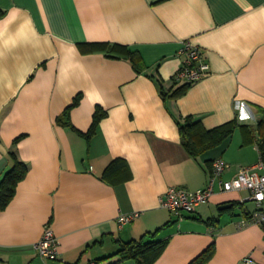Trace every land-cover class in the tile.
<instances>
[{
  "label": "crops",
  "instance_id": "0c3cea01",
  "mask_svg": "<svg viewBox=\"0 0 264 264\" xmlns=\"http://www.w3.org/2000/svg\"><path fill=\"white\" fill-rule=\"evenodd\" d=\"M187 39L209 68L176 83ZM92 42L126 45L143 65L81 46ZM77 95L71 126L58 123ZM97 106L106 115L88 140L82 133ZM186 116L206 129L238 125L194 157L178 128ZM261 118L264 0H0V181L12 152L27 165L0 209V264H109L140 237L166 241L151 264H189L203 253L197 264H242L246 256L263 263L262 227L237 226L257 208L247 190L215 187L208 203L182 216L160 206L171 186L204 188L215 158L225 162V180L257 162ZM115 158L127 169L103 178ZM133 211L140 216L120 228L118 215ZM47 226L59 253L42 260L35 245Z\"/></svg>",
  "mask_w": 264,
  "mask_h": 264
},
{
  "label": "trees",
  "instance_id": "16d2710c",
  "mask_svg": "<svg viewBox=\"0 0 264 264\" xmlns=\"http://www.w3.org/2000/svg\"><path fill=\"white\" fill-rule=\"evenodd\" d=\"M81 46L86 51H103L110 57L128 58L136 70H140L139 68L143 65L138 52L131 50L126 45L116 43L109 44L106 42H92L83 43ZM185 86L186 85H183L177 88L173 93L175 94L180 90H183ZM79 100L80 95H77L62 115L58 117V123L71 126V123L68 120L69 111L72 107L79 103ZM105 115L106 111L102 107L97 106L93 114L90 129L88 132L82 133L88 140L95 133L100 120ZM237 125L238 124L235 120H231L212 129H206L199 120L192 116H186L182 121H178L181 143L188 153L194 157L222 144L224 140L232 134ZM255 131L257 134L256 142L260 151V157L264 159L263 118L258 121ZM11 155L13 159L12 166L5 172L0 181V209H2L12 198L15 192L16 184L26 175L27 172V165L23 161L19 160L15 153L12 152ZM126 169V161L121 158H115L105 166L102 172V177L107 179L112 177V175L125 171ZM148 234L153 236L155 233L147 232L146 235ZM165 244V240L144 241V237L129 240L121 244L120 249L114 253V255L119 256V261L109 264H120L128 259L135 260L137 264H151L158 257ZM203 255H205V253L199 255L189 264L200 263V260H203Z\"/></svg>",
  "mask_w": 264,
  "mask_h": 264
},
{
  "label": "built area",
  "instance_id": "2783aa9c",
  "mask_svg": "<svg viewBox=\"0 0 264 264\" xmlns=\"http://www.w3.org/2000/svg\"><path fill=\"white\" fill-rule=\"evenodd\" d=\"M177 53L182 58V62L173 76L176 83L190 84L207 73L209 65L204 60L201 49L190 40L182 41ZM224 170V160L220 157L213 159L208 183L204 188L187 191L181 187L171 186L160 199V206L182 216L183 213L194 212L197 206L208 203L216 191L215 187H218L219 192L247 190L249 195L245 200H253L257 208L242 217L237 226L240 228L248 224H257L264 230V206H262L264 202V159L260 157L254 164L242 167L229 180L223 179ZM243 201L244 199L240 200V202ZM139 216V211L120 213L117 217L118 225L121 228ZM58 243V238L47 226L35 247L42 260L56 259L59 253ZM252 262L250 256L242 259V264H252Z\"/></svg>",
  "mask_w": 264,
  "mask_h": 264
},
{
  "label": "water",
  "instance_id": "95a60500",
  "mask_svg": "<svg viewBox=\"0 0 264 264\" xmlns=\"http://www.w3.org/2000/svg\"><path fill=\"white\" fill-rule=\"evenodd\" d=\"M232 203L231 202H228V203H223L219 206V209L220 210H226V209H229L232 207Z\"/></svg>",
  "mask_w": 264,
  "mask_h": 264
},
{
  "label": "rangeland",
  "instance_id": "374dc122",
  "mask_svg": "<svg viewBox=\"0 0 264 264\" xmlns=\"http://www.w3.org/2000/svg\"><path fill=\"white\" fill-rule=\"evenodd\" d=\"M250 203V206L254 205V201L253 200H248ZM234 209H237V207L235 206ZM225 215H228V213L226 212Z\"/></svg>",
  "mask_w": 264,
  "mask_h": 264
}]
</instances>
